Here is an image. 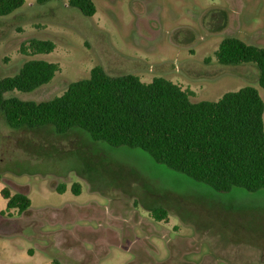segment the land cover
<instances>
[{
    "label": "rangeland",
    "instance_id": "1",
    "mask_svg": "<svg viewBox=\"0 0 264 264\" xmlns=\"http://www.w3.org/2000/svg\"><path fill=\"white\" fill-rule=\"evenodd\" d=\"M91 1L90 18L57 0H25L0 18V79L28 60L60 68L48 84L5 98L47 101L100 66L145 83L164 78L190 90L192 102L253 87L263 103L264 128L257 68L220 65L214 57L227 37L264 48V0ZM30 39L50 40L55 48L22 55L19 48ZM0 176V186L31 201L27 213L0 219V264L19 258V247L30 245L25 238L34 232L51 241L36 252V264H264V190L217 193L141 150L93 142L76 128L64 135L50 125L15 131L1 113ZM155 208L167 211L166 220L150 217Z\"/></svg>",
    "mask_w": 264,
    "mask_h": 264
},
{
    "label": "trees",
    "instance_id": "2",
    "mask_svg": "<svg viewBox=\"0 0 264 264\" xmlns=\"http://www.w3.org/2000/svg\"><path fill=\"white\" fill-rule=\"evenodd\" d=\"M51 0H35L44 5ZM66 1L81 16L95 14L91 0ZM25 0H0V18L20 9ZM50 40L30 39L19 52L26 56L51 53ZM220 65L253 64L257 85L264 90V48L234 37L221 40L214 52ZM60 68L56 63L28 60L12 76L0 79V113L12 130L50 125L57 135L71 129L84 132L91 141L111 148L138 149L156 164L180 173L217 193L242 189L248 193L264 190L263 103L255 88L246 86L224 93L217 101L192 102V92L164 78L142 82L136 75L107 74L95 66L85 79L70 83L65 91L42 102L21 101L4 95L13 91L29 93L48 84ZM3 182L0 176V183ZM65 186L56 188L61 194ZM71 192L79 195L78 184ZM0 196L10 211L23 214L30 199L4 186ZM150 217L157 222L167 211L155 208Z\"/></svg>",
    "mask_w": 264,
    "mask_h": 264
},
{
    "label": "crops",
    "instance_id": "3",
    "mask_svg": "<svg viewBox=\"0 0 264 264\" xmlns=\"http://www.w3.org/2000/svg\"><path fill=\"white\" fill-rule=\"evenodd\" d=\"M2 188L3 187L0 186V190ZM3 201H4V207L2 209H0V212H3L5 210V207H6V201L4 199H3ZM24 213H27V211ZM13 214H15V211H10L9 216L8 215H0V219L4 216L10 217ZM30 218H33V220L31 221V223H29V225L34 226L35 223L37 222L35 215L30 216ZM43 233L44 232H42V234L40 236L36 232H34L32 237L27 236L25 239L27 241H30V245L20 246L19 248L22 250L21 256H19V258H17V257L16 258H8L7 264H36V263H34V256H35L36 252L39 250H42L43 252H45V250H46L45 249V243L51 244V241L47 240L44 237ZM32 238H33V240L31 241ZM33 241H35V242H33ZM50 260H42L41 262L38 261L37 264H50Z\"/></svg>",
    "mask_w": 264,
    "mask_h": 264
}]
</instances>
